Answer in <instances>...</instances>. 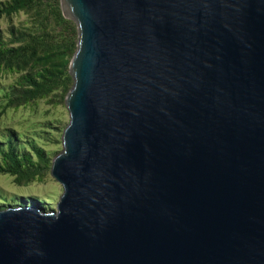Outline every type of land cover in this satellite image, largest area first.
Segmentation results:
<instances>
[{"label":"water","instance_id":"obj_1","mask_svg":"<svg viewBox=\"0 0 264 264\" xmlns=\"http://www.w3.org/2000/svg\"><path fill=\"white\" fill-rule=\"evenodd\" d=\"M60 3L63 192L0 209V264H264V0Z\"/></svg>","mask_w":264,"mask_h":264},{"label":"trees","instance_id":"obj_2","mask_svg":"<svg viewBox=\"0 0 264 264\" xmlns=\"http://www.w3.org/2000/svg\"><path fill=\"white\" fill-rule=\"evenodd\" d=\"M20 13L27 15L28 21L18 26L12 19ZM2 17L9 18L10 25L8 37L0 35V83L9 73L18 74V78L6 93L0 117L9 108L18 109L40 99L65 103L74 83L69 67L78 34L76 23L64 16L60 0H0ZM13 137L0 142V173L13 176L20 186L44 181L53 157L36 144H32L33 152L21 151ZM30 203L43 207L38 200Z\"/></svg>","mask_w":264,"mask_h":264},{"label":"rangeland","instance_id":"obj_3","mask_svg":"<svg viewBox=\"0 0 264 264\" xmlns=\"http://www.w3.org/2000/svg\"><path fill=\"white\" fill-rule=\"evenodd\" d=\"M9 20L6 17L0 18V35L4 38L9 35ZM12 20L14 24L20 26L21 23L28 21V17L20 13ZM17 78L18 74L9 73L0 83V112L7 100L6 93ZM69 120V111L65 103H51L49 98L40 99L35 104L18 109L9 108L0 117V142L6 143L8 136L13 135V140L21 151L33 152L32 144H36L55 157L62 150L61 137ZM62 192L63 187L50 173L44 181H35L28 186H20L14 182L13 176L0 173V206L4 208L19 205L23 201L31 204V201L38 200L43 208L52 210L56 208Z\"/></svg>","mask_w":264,"mask_h":264}]
</instances>
